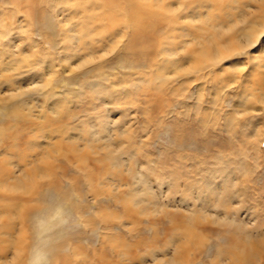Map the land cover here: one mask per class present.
I'll use <instances>...</instances> for the list:
<instances>
[{"label":"rangeland","instance_id":"rangeland-1","mask_svg":"<svg viewBox=\"0 0 264 264\" xmlns=\"http://www.w3.org/2000/svg\"><path fill=\"white\" fill-rule=\"evenodd\" d=\"M25 1L0 0V68L9 57L19 61L12 71L0 72V126L15 129L16 125L22 132L18 136L23 143L36 124H58L63 127L65 138L70 139L72 135L78 138L75 144L79 149L89 147L84 170L76 166L71 154L59 157L56 162L63 189L72 185L73 177L78 180L79 196L72 193L70 202L77 209H60L57 200L47 195V185L44 186L41 210L49 206L40 215L44 216L42 221L47 227L42 234L45 240L52 239L51 244L59 239L64 241L62 252L66 256L73 257V248L80 247L89 256L87 264H155L171 259L179 264L187 261L188 264H211L216 260L226 264L229 254L217 255L228 248L235 234L264 238V26L260 18L252 19L259 24L254 29L257 31L255 43L247 45L238 38L235 54L196 69L192 67L196 54L189 51L191 44L185 52L182 49L177 52V48L184 40L188 41L185 34H202L195 18L198 4L206 0L200 3H197L200 0H182L185 8L179 7L177 18L169 26L166 22L160 24L159 33L153 38L154 48L138 59L132 58L131 51L125 49L128 34L123 31L117 39L104 40L103 51L91 52L93 60L86 53L68 58L73 54L75 43H66L61 34L62 6L56 0L52 6L42 5L45 14L54 19L55 32L45 29L43 24L42 30L30 26L24 11ZM258 4L252 0L247 2L245 19L250 20V14L258 12ZM201 9L200 13L204 14L206 6ZM48 31L53 33L54 41L47 35ZM171 50L177 52L176 56L184 64L177 75H173L172 67L167 64L177 60L170 57ZM84 55L91 61L77 67ZM159 77L164 78V86L161 95H155L152 90ZM88 87L101 89L90 101ZM13 108H18L23 118L17 119L10 111ZM61 111L68 113L67 116H60ZM83 125L90 129L88 139H83V132L77 131ZM94 135L101 139L92 142L94 147H91L89 138ZM58 138L60 134L55 133V140ZM7 140H0V152L10 145ZM39 140L42 147L49 143L44 138ZM106 145L113 150L111 162L105 159ZM14 164L13 175L17 176L21 166ZM170 170L177 172L173 180ZM90 171L92 176L87 178L85 175ZM224 172L229 175L223 176ZM205 176L209 181L206 187L212 185L220 194L226 188L233 194L225 207L218 205L215 194L197 191L196 183L202 184ZM188 183L192 187L183 191ZM137 188L139 192L135 191ZM96 190L99 192L94 193ZM17 200L15 197L12 201ZM100 210L118 216L104 221ZM190 215L197 220L193 224L194 233L201 240L180 254L177 247L183 241ZM232 217L240 227L225 223ZM89 218L94 222L90 224ZM16 223L13 236L9 235L10 243H5L8 250L0 241L8 264L15 254L13 242L18 240L20 222L15 220ZM31 226L30 223L21 241L25 264H34L35 256L49 244ZM104 231L121 237L126 244L121 248L126 251V258L120 259L117 251L108 246L102 263L93 260ZM263 257L256 263L264 264Z\"/></svg>","mask_w":264,"mask_h":264},{"label":"bare ground","instance_id":"bare-ground-1","mask_svg":"<svg viewBox=\"0 0 264 264\" xmlns=\"http://www.w3.org/2000/svg\"><path fill=\"white\" fill-rule=\"evenodd\" d=\"M189 1H187V4ZM206 1L207 2L202 5L198 4L197 6L198 16L196 15V18H195L196 22L199 23V25L196 27L200 30L202 34H197V35H193V34L190 35V33L185 34L188 37L187 38L188 41L184 40L178 45V48H177V52L181 49L183 52H185L186 46L191 44V49L189 51L192 52L194 55L196 54V59H193L192 67L196 69H200V65H205V64L212 65L213 63H215L216 60L219 61V59H223V57L225 56L227 57V55L228 56L231 55L230 53H233L234 51L237 50L236 45H239L238 40L240 38H242L243 42L246 43L247 45H250L252 42H254V39L256 37L255 34L257 33V31H255L254 29L259 24L257 23V20H252V19L260 18L262 22L261 24L262 26H264V0H252L254 2H258L259 4L257 5L258 14L255 13L251 15L250 14L251 11L249 12L250 20L248 18L245 19V16L248 14L247 9L245 7H247V2L251 0H206ZM200 2L201 0L198 1L197 3H200ZM209 2L211 3L210 5L208 4ZM52 3H53V0H26L25 1L24 11L26 13V17L30 21L29 22L30 26L31 25L33 27L36 26L42 30L44 29L42 27L44 25L45 29L47 28V29H51V31H54L53 29L56 26L53 22L54 19L52 20L51 17H49V14H45L46 12L44 8H42L43 4H48L52 6L55 3V1L53 4ZM56 3L62 6V9L61 10L59 9L60 10L59 15H62V22H61L62 32L61 31L60 32L61 34H63V38L66 41V43L68 44L75 43V48H73L74 49L73 54L71 56H68V58H72L74 56H80L82 53L83 54L86 53L85 55L90 57L91 59L92 57H94V56L91 57V54L94 53L93 51H96V50L103 51L104 49L103 41L104 40L108 39V41H110L115 38L117 39V37L121 33H124L123 31H125L128 34V38L126 42L124 43L125 49L131 51V55H133L132 58L136 56L138 59L142 54H144L147 51H151V49L154 48L153 38H155L156 34L159 33L157 29L160 28V24L162 25L163 22L164 23L166 22V24L169 26V23L174 22L175 18H177L178 13L176 11L180 9L179 7L181 5L183 7L184 5V8H185V3L182 0H56ZM204 6H206V10H205V13L202 14L200 12L202 11L201 8H203ZM77 20L78 22H75ZM239 24H242V25L239 26ZM4 31L5 30H3V32ZM49 32L50 31H48L47 35L51 38V40L54 41L53 33L51 32L49 33ZM41 35H44V34H41ZM108 46L111 47L110 44ZM109 48H107V51ZM177 52H175L174 50H171V52L169 53L170 57L171 58L176 57L177 60H171V61H168L167 63L169 66L172 67L171 72L173 73V75L179 74V72L183 70L184 68V64L180 60V56H176ZM33 53H31V55ZM7 54H9L8 56H10L11 55L10 51ZM21 54L23 53L21 52ZM102 55H105V54H102ZM86 56L78 63L77 67H81L84 64L89 63V61H91V59L89 60V58H87ZM16 62H19V61H17V59H14V57H9L8 60L1 65L0 72H7L8 70H11L12 68H16L14 67L15 66L14 64H16ZM52 64L53 63L51 62V65ZM46 68H45V71H46ZM165 75L166 74H164L163 76ZM163 80L164 78L162 79L159 77L156 83L154 84L155 86L153 87L152 91L154 92L155 95H161V92H162L161 90L164 86ZM100 90L101 89L99 88L93 89L92 87H90L89 88V95H90L89 98L90 99L89 100L87 99V100L90 101L91 98H94L96 93ZM57 104H55V109L59 110V105ZM10 111L15 117H17V119H20L22 117L21 112L18 108H13ZM59 114L60 116H67L68 113L66 114L65 112H63ZM97 118L98 116L94 119H97ZM231 120H232L231 118H228L227 121L228 122L230 121L232 124ZM48 125L46 126V125L36 124L32 129L34 130L33 133L31 134V131H32L31 130L30 134L28 133L27 138L24 140L23 143L19 139L18 135L20 131L19 129H17L18 127L16 125H15V129L13 127L10 128L9 126H0V140H6L7 138L10 142V145L0 152V241L3 242V245L7 250L8 248L5 243L8 244L11 241L9 235L11 234L13 236L14 234V226L17 225V223L15 224V220L20 222V229L18 231L19 233L18 240L15 241V244L13 242V245L14 246L16 245L15 254L12 256L13 260L9 264H25L24 262L25 253L24 254L22 253L23 247L21 245V241L23 238L26 237L30 223L32 225L31 227H33L32 230L38 233L41 240L43 238L42 237L43 232L47 230V227L45 226L44 221H42L44 220V216L42 217L40 216L43 210L46 211L49 208V206L48 207L46 206L43 210H41L42 208L40 206L41 204L40 196L42 194V191L45 189L44 188L45 185H47L46 187L47 195L52 197L54 201L57 200L56 201L57 205L59 207L61 206L60 209L65 210V211H68V210L73 211V208H76V206H74L75 203L71 204L70 202H71L72 193H74V195L79 196L80 191H79V186L77 183L78 180L76 177H73L72 185L68 187L67 190L63 189L62 183L57 177L58 176L57 175L58 164L56 162L58 161L59 157H63L68 154H71L74 158V162L76 163V166L80 170H84L86 168L85 167L86 161L89 158L88 157L89 147L84 148V149H79L75 144L78 138H74L73 135L71 136L70 139L65 138V132L62 129L63 127H61L58 124H54V125L50 124L49 127ZM85 126L84 125L80 126L79 130L77 131L79 133L83 132L84 134L83 139L85 138L88 139L87 135L90 133V129H88ZM50 127H52V129H50ZM55 133L60 134V138L55 140ZM53 136H54V139L51 141ZM41 138L49 140V143L42 147L41 144L39 143L40 141L39 139ZM100 139L99 137L95 135L93 137L91 136L89 138V143L98 142ZM121 139L123 138L121 137ZM91 147H94V144ZM105 148H106V154H105L106 158L105 159H110V162H111L113 158H110V157H111V154L113 153V150L112 148H110V146H107V145L105 146ZM113 148H117V146ZM120 157L121 156L119 155V158ZM102 161L103 160H101V162ZM14 163L17 164V167L18 165L21 166V168L19 167L20 168L18 171L19 174L17 176H14L13 171H12V166ZM168 168L171 169V167H168ZM91 171L87 175H85L87 178H90L92 176ZM171 173L172 175L171 174L170 175L172 176V180H173L174 175H176L177 172L173 170V172L171 171ZM224 173L225 174L223 176L229 175L227 172H224ZM227 178H226V181H227ZM203 179L204 181L202 184L197 185L196 183L195 187L197 188V191H200L201 193L209 192L212 195L215 194L216 195L215 198L218 202V205L225 207L229 203L231 198L233 197V194H229L231 192H229L226 188H224V191L221 192L220 194V192L218 193L215 191L212 185L209 187H206V185H209V181L208 182L206 181L208 180V176H205V178L203 177ZM224 182H225V179H224ZM190 186L192 187V185H189L188 183L186 186H184L183 191H188V188ZM141 188L143 191V186ZM192 189H195V188H192ZM137 190L138 188L135 189V191L139 192ZM98 192L99 191L96 190L94 193H98ZM134 192L132 191V193ZM137 194L136 195L134 194V197L137 196ZM184 195H187L188 197L189 194L186 193ZM15 197H17L18 200L12 201L14 200ZM143 197H145L144 194H143ZM147 197H149V195ZM136 198L138 199V197ZM134 202H136V200H134ZM69 204L71 205V208ZM80 208H82V206H80ZM145 208L143 209L145 210ZM105 210L99 211V213H101L100 216L103 217V220L112 219V216H114L115 214L113 213L114 215H112L110 211H105ZM116 216L118 215H115V217ZM36 219L38 221L37 224L35 223ZM227 220L228 221L223 219L222 221H226L225 223H230V224L235 223L237 225L235 227L237 228L240 227L238 222L234 220L233 217ZM88 221L91 224L93 220L89 218ZM195 222H197V220L194 217V215L188 216V223H187L188 227L187 226L185 227V229L186 228L187 229L182 234L183 241L177 247L179 248L178 253L180 254L185 253L191 248V245H196V243L201 240V238L199 240L198 236L194 233V229L196 228V226H194L193 224ZM231 226H230L231 229L234 228ZM237 228H234V229H237ZM60 235L61 234H59L58 237H60ZM235 235H234V238L231 239L230 243L228 244V248L225 249V251H223L222 249V251L219 254V251H220L219 249V251L217 252L219 255H217V257L222 255L223 253L224 254L227 253L229 254V262H227L226 264H257L256 260L260 259L259 257H263L264 255V238L260 239L258 237H253V236L251 237L248 234H247L248 236H245V237L244 236L236 237ZM51 241L52 239H49V238L46 240L44 239L45 244L49 242L48 246L45 245L48 248H43L41 253L39 255L37 254V256H35L36 258L34 257L35 258L34 264H45V263L47 264L48 263L49 264H82V263L87 264L89 263L90 259L87 258L89 256L84 255L80 247L75 246L73 248L72 250V253L74 255L73 257L69 255L66 256L65 254H63L65 252H62V245H64L65 242L59 239L57 240V242L55 241L51 244ZM125 245L126 244L122 241L121 237H118L115 235H108V232L104 231L102 234V241H101L100 249L98 252L96 251L97 253L92 255V258L94 256L93 260H96L98 263L100 260V263H102L104 261V257L106 256L105 252L108 246L113 247V249L117 251L118 257H120V259H122L123 257L126 258V251L123 250L126 247ZM4 247L0 245V264H8L6 262L7 259H5V251H4L5 248ZM178 253H176V255ZM40 256H44V258ZM30 261L33 263L34 260L32 259V257ZM188 263L190 262L187 261L186 264ZM155 264H179V262L177 260L171 259L170 261L159 260L158 262H155ZM211 264H219V263H218V260H216L215 262H212Z\"/></svg>","mask_w":264,"mask_h":264}]
</instances>
